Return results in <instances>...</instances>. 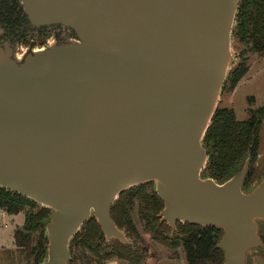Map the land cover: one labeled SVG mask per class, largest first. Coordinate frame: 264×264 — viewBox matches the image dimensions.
I'll list each match as a JSON object with an SVG mask.
<instances>
[{"label":"water","instance_id":"1","mask_svg":"<svg viewBox=\"0 0 264 264\" xmlns=\"http://www.w3.org/2000/svg\"><path fill=\"white\" fill-rule=\"evenodd\" d=\"M239 2L21 0L32 27L72 36L20 60L0 41V186L51 209L41 264H67L91 215L127 243L111 205L147 182L169 226L222 229L223 264H245L264 245V179L241 189L250 156L220 183L200 176Z\"/></svg>","mask_w":264,"mask_h":264},{"label":"trees","instance_id":"2","mask_svg":"<svg viewBox=\"0 0 264 264\" xmlns=\"http://www.w3.org/2000/svg\"><path fill=\"white\" fill-rule=\"evenodd\" d=\"M232 33L239 40L248 43V49L264 51V0H240ZM247 71L244 59L229 73L230 86L234 87ZM264 118V105L249 109L244 120H237L230 107H217L205 130L202 143L208 149V159L200 176H211L223 180L233 171L238 170L244 159L256 154L259 128ZM150 183L132 186L120 192L111 205V217L118 228H124L129 234L138 237L131 217L134 200L138 201V213L145 220V228L153 233V238L167 246H182L187 264H221L222 250L217 247L222 229L211 225H196L177 221L175 231L160 220L159 212L163 203ZM29 206L24 215L21 229L14 232L15 244L28 250L25 264H41L46 258L47 238L44 220L50 214L47 207L38 205L30 198L0 186V209L9 214H16ZM36 233L31 245L32 233ZM104 233L96 219L91 215L72 236L69 242L67 264H90L89 251L98 260L113 255L136 261L132 247L111 238L108 244H102ZM96 259V260H97Z\"/></svg>","mask_w":264,"mask_h":264},{"label":"rangeland","instance_id":"3","mask_svg":"<svg viewBox=\"0 0 264 264\" xmlns=\"http://www.w3.org/2000/svg\"><path fill=\"white\" fill-rule=\"evenodd\" d=\"M234 26L235 22H233V27ZM70 37L72 36L68 32V30L60 25L41 28L32 26H30L29 28L26 27L24 31V37L21 38L19 42H17L14 46V51L16 52L15 58L17 60H20V58L28 52L47 48L50 44L62 42ZM248 47V43L242 42L231 32L230 59L216 106V108L223 106L232 108L237 120H244L248 116L249 109H254L258 106L264 105V51H254L248 49ZM242 59H244L247 64V71L238 80L236 85L232 87L230 86L228 79L229 73ZM237 166L238 165L234 167L228 178L237 173V171H239L242 167L241 166L238 170H236L235 168ZM263 179L264 118L262 119V123L259 128L256 154L253 156V158L251 157L249 159L247 172L241 185L242 191L248 192L253 190L263 181ZM214 180L220 183L225 179ZM147 183H150L149 186L155 189L154 182ZM36 203L40 206H43L38 202ZM29 208V206H25L23 210L19 211L16 214H9L0 209V264L26 263L28 250L26 248H20L15 244L14 232L17 229L22 228L25 212ZM49 210L51 212L50 208ZM130 212L132 221L136 227L138 237L134 234H129L127 231H125L124 228L119 229L124 232L127 239V244L132 247V250L137 257L136 261H131L125 257H120L117 255H113L102 260L101 258H99L98 260L89 251H86V253L89 255V258L91 257L90 264H187L182 246H167L166 244L153 238V233L145 228V220L144 218H141L138 213L137 200L133 201ZM160 220L167 224L166 221L162 220L161 216ZM256 222L257 232L264 242V221L257 220ZM169 227L171 228L170 233H172L175 231L176 224L173 227ZM31 238L33 239L31 241V245H33L34 239L36 238L35 232L32 233ZM110 239L104 236V241L102 244H108ZM223 260L224 258L222 255L221 264H223ZM76 264H81V262L77 261ZM245 264H264V245L262 247L250 248L246 255Z\"/></svg>","mask_w":264,"mask_h":264},{"label":"flooded vegetation","instance_id":"4","mask_svg":"<svg viewBox=\"0 0 264 264\" xmlns=\"http://www.w3.org/2000/svg\"><path fill=\"white\" fill-rule=\"evenodd\" d=\"M30 26L20 0H0V41H8L14 48Z\"/></svg>","mask_w":264,"mask_h":264}]
</instances>
